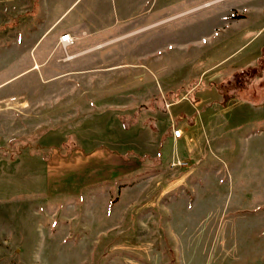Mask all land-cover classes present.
<instances>
[{
	"label": "rangeland",
	"instance_id": "rangeland-1",
	"mask_svg": "<svg viewBox=\"0 0 264 264\" xmlns=\"http://www.w3.org/2000/svg\"><path fill=\"white\" fill-rule=\"evenodd\" d=\"M263 46L264 0H0V264H264Z\"/></svg>",
	"mask_w": 264,
	"mask_h": 264
},
{
	"label": "crops",
	"instance_id": "crops-1",
	"mask_svg": "<svg viewBox=\"0 0 264 264\" xmlns=\"http://www.w3.org/2000/svg\"><path fill=\"white\" fill-rule=\"evenodd\" d=\"M240 16H244V14H240ZM55 23H56V21L51 25V26H49V27H47V29L45 30V32H44V34L45 33H47L49 30H51L52 28H53V26L55 25ZM53 29H55V28H53ZM52 29V30H53ZM51 30V31H52ZM66 32H69V31H67V30H65V31H63L61 34H63V33H66ZM43 34V35H44ZM61 34H59L58 35V37H56L55 38V40L53 41L54 42V46H55V48L54 49H52V47H53V42L49 45V47L47 48V50L43 53V55H42V59H41V62H46V61H49L50 59H51V57L53 56V54L57 51V48L61 45V47H63V49L65 50L64 52V54H61L60 55V61H70V62H74V61H76V59L77 58H79L81 55H82V53L84 52V51H86V50H88V49H90V48H92V47H95V46H97V45H99V44H101V43H97V44H93V45H89V46H82L81 48H76V49H74V50H72V51H69L68 50V46L69 45H71V44H73V43H71V44H69L68 46H66V47H64V45L60 42V36H61ZM37 42H39V40L37 41ZM264 47V46H263ZM75 69V71H80L78 68H74ZM197 82H198V80H197ZM185 84H187L188 86H187V88H186V90L184 91V92H182L181 93V89H180V87L183 85H180L179 86V88H178V90H176V91H173V90H168V88H166L165 90H166V92H167V95L169 96V98H170V101L168 102L167 100H166V98L163 96V99L166 101V103L168 104V105H176L177 103H179V100H181V99H185L186 97V94H188L189 92H190V90L193 88V87H195L196 86V83L195 82H193V81H191V82H186ZM160 88V87H159ZM186 92V93H185ZM164 93L165 92H163V95H164ZM181 94V95H179L178 96V94ZM175 96H178L176 99H175ZM160 97H161V95H160ZM163 99H162V97H161V101H163ZM190 101V99H187V101ZM163 103H165L164 101H163ZM152 106H154L153 104L154 103H150ZM192 104V103H191ZM140 106V105H139ZM188 106L190 107V104H188ZM173 107V106H172ZM183 107V106H182ZM181 107V105H176V109H178V108H182ZM137 108H140V111H142V110H144V108H148V109H150L149 107H137ZM169 108H171V107H169ZM139 111V112H140ZM184 112V109H179V110H177L176 111V113H178L177 114V116L178 117H180V116H182L181 114ZM193 112H195V110H194V108H193V110H191L190 109V114L191 115H194L193 114ZM176 116V117H177ZM180 122H181V120H180ZM128 124H129V122H128ZM189 126H191V123H187L186 124V126H184V129H183V135L181 136V138L182 137H184L186 134V132H188V129H189ZM126 127H127V124H126ZM168 130V131H167ZM161 134H162V137H164V138H166L167 136V138L168 139H170L171 137H172V139H174V140H178V139H176V138H174L173 137V135H172V129H163L161 132H160ZM169 136H170V138H169Z\"/></svg>",
	"mask_w": 264,
	"mask_h": 264
},
{
	"label": "built area",
	"instance_id": "built-area-1",
	"mask_svg": "<svg viewBox=\"0 0 264 264\" xmlns=\"http://www.w3.org/2000/svg\"><path fill=\"white\" fill-rule=\"evenodd\" d=\"M75 41V38L73 35H71L69 32L63 33L60 36V42L64 45V47L68 46L69 44L73 43ZM183 134V130L180 126H175V124L172 126V135L174 138L181 137ZM176 164H188V162L182 160L174 162Z\"/></svg>",
	"mask_w": 264,
	"mask_h": 264
},
{
	"label": "trees",
	"instance_id": "trees-1",
	"mask_svg": "<svg viewBox=\"0 0 264 264\" xmlns=\"http://www.w3.org/2000/svg\"><path fill=\"white\" fill-rule=\"evenodd\" d=\"M129 152H131V151H129ZM159 155H161L160 153H159ZM151 158H152V156H150Z\"/></svg>",
	"mask_w": 264,
	"mask_h": 264
}]
</instances>
